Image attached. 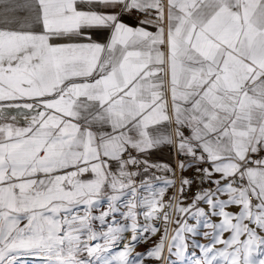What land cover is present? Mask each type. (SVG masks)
I'll return each instance as SVG.
<instances>
[{
  "label": "snow or ice",
  "instance_id": "obj_1",
  "mask_svg": "<svg viewBox=\"0 0 264 264\" xmlns=\"http://www.w3.org/2000/svg\"><path fill=\"white\" fill-rule=\"evenodd\" d=\"M108 8L155 10L157 31L127 26ZM0 11V118L4 108L34 113L26 127L0 125V264H16L22 251L44 264H113L101 254L128 230L109 223L121 203L133 243L138 231L157 232L138 226L136 209L159 219L174 181L157 190L129 168L172 171L140 158L161 144L208 164L197 172L216 185L187 207L167 205L212 229L196 264H264V157L252 158L264 151V0H167L166 28L164 0H0ZM98 27L112 30L106 45L53 43L90 40L84 29ZM162 124L175 128L163 133ZM190 183L182 179L181 194ZM232 205L238 213L225 210ZM186 232L196 226L185 222L169 245L178 256ZM166 239L165 228L146 255L160 259ZM131 247L117 264H139Z\"/></svg>",
  "mask_w": 264,
  "mask_h": 264
},
{
  "label": "rangeland",
  "instance_id": "obj_2",
  "mask_svg": "<svg viewBox=\"0 0 264 264\" xmlns=\"http://www.w3.org/2000/svg\"><path fill=\"white\" fill-rule=\"evenodd\" d=\"M102 11H106V12H115L114 8H108V9H101ZM4 14L2 11H0V15ZM9 16L11 15L10 13L8 14ZM119 17H124L123 15H121L119 13ZM95 31H99V34H93V32ZM84 32L91 37V39H87L85 37H73L71 39H64V40H54L53 43H69V42H77V43H91V42H95V43H100V44H104L106 45L111 38V28L109 27H98V28H86L84 29ZM100 34H102V39H99ZM164 187V183H161L159 185H157L155 188L158 190L159 188ZM172 189L171 185L165 188L162 200L163 203H165L166 205L169 204V199L171 198V194H172ZM221 199H227L226 195L225 196H221ZM175 200H177L175 198ZM174 200V204H180L181 206L187 207L188 205H190V203H185L182 200ZM199 207H204L206 206L208 208V206L206 204H204L203 202H201L199 205ZM101 209H105L106 206L105 205H100ZM144 208H147L146 205H141L140 207H138V211L140 213V219L137 222L138 226H142L144 224V220H143V214H142V210ZM208 211L205 212H209V208L207 209ZM228 212H231L233 214L238 213L239 212V207L232 205L229 206L225 209ZM165 213H169L170 219H171V212H169V207L167 206L166 208H164L163 210H160L158 215H159V219H153L154 221L157 222H153L151 223V225L155 226L156 228H158V231L155 232L154 234L151 232H147V233H143L140 234L139 232H137V241L136 242H132V235L133 232L130 233V238H131V242L129 244H132L131 247V251L129 253V259L133 260V259H139L138 258V254H142L143 258L139 259V264H160V259H156V258H150L148 257L146 254L149 250L153 249L157 244L160 243L161 241V237L164 236L165 234V228L167 227V225L170 226V221L165 222V220L163 219V216ZM95 214H98L95 213ZM173 224H172V229H173V237L176 235L177 230L181 227V225H183L185 222H187L189 225L191 226H196V232L195 233H184V243L187 245V247L182 251L181 255H176V248L173 247L171 248V251L169 250L168 253V257H167V262L166 264H196L197 260H201L203 259V251L200 247H198L197 245H209L211 243V235L209 236H205L204 233H211L212 229L210 228H206L203 227L202 224L198 225L197 221L190 218L189 214L186 213H178V212H174L173 214ZM169 219V220H170ZM209 219L211 220L212 223L214 224H218L220 222V220L222 219L219 216H210ZM158 220H160L161 222H159ZM159 222V223H158ZM158 223V224H157ZM245 223H247V221H245ZM132 224V223H131ZM97 227H99V222H96ZM131 225L127 226L128 230H131ZM249 227H255L254 224H249ZM258 235L260 236H264V231H261L259 229H256ZM126 234V231L120 233V238L124 237ZM230 236L229 232H225L222 235V239H227ZM172 237V238H173ZM245 237H241V239H244ZM118 239V240H119ZM94 243H103L102 239H98L96 241L92 242ZM173 239L171 244H173ZM176 243H178V241H176ZM113 245H119L118 242H115ZM112 245V246H113ZM224 246L222 244H216L215 248L220 249L223 248ZM262 250H264V245L260 246ZM124 250V247H118V248H110L108 249L107 252H104L101 254L102 257H106L108 260L113 261V264H117V257L119 255V253L121 251ZM22 253H29V252H20L17 254V260H16V264H44V258L39 256V255H27V256H18L19 254ZM82 258L85 259H89L87 257V253H83L82 254ZM94 259V258H91ZM95 264H102V261H97L95 262Z\"/></svg>",
  "mask_w": 264,
  "mask_h": 264
},
{
  "label": "crops",
  "instance_id": "obj_3",
  "mask_svg": "<svg viewBox=\"0 0 264 264\" xmlns=\"http://www.w3.org/2000/svg\"><path fill=\"white\" fill-rule=\"evenodd\" d=\"M164 4H165V24H164V26L166 28L167 0H164ZM114 10H115L116 13H120L121 15L124 16V17H119V20L121 22L125 23L127 26H130L132 28L143 27L145 30H147L149 32H152V33H155L157 31L158 21H152V23H150V24L149 23L141 24V21H148V20H133L130 17H128L125 14V12L121 13L118 8H114ZM2 15H4V14H2ZM2 15H0V16H2ZM93 34L94 35L95 34H99V31L98 32L95 31V32H93ZM102 37H103L102 34H100L99 39H102ZM25 102L31 103L32 101H17V102H11V103H25ZM4 103H9V102H4ZM40 110H43V109L41 108ZM3 113H4L3 117L0 118V125H12L14 128L26 127L28 122H29V120H30V118H31V116L34 115V113L31 110L24 109V108H4L3 109ZM13 117L15 119H13ZM160 128H161V131L163 133H170L175 128V124H172L170 126L162 124L160 126ZM185 134L187 135L188 132L185 133ZM175 153H177V154L180 153L178 151V149H177L175 144H161V145L157 146L156 148L151 149L147 153L143 154V156H141L140 158L147 159L151 164L161 165V166L167 165V166H169L172 169V171H167L163 167L149 169L148 173H143V170H141V171H139V172H141V176H139L140 181H141V179L148 178L150 183H152L154 185V187H156L157 185H159L161 183H164L165 180L173 181V173H174L175 165H178L179 162H180V161H176L174 159V154ZM133 155H138L139 156V154H137V153H133ZM176 162H177V164H176ZM115 167H116L115 162H113V169H115ZM186 167L206 168V167H209V165L206 164V163L190 162V163H188L186 165ZM179 169L180 168L178 167V170ZM153 176L159 177L160 179H153L152 178ZM213 177H215L216 179L219 178L218 174L214 175ZM140 181L137 184H139ZM173 186L174 185L172 184L171 188H173ZM174 200H175V197H173V189H172V194H171V198L169 199V203L174 204ZM101 204L105 205L107 207L106 201H102ZM164 205L165 206L163 207V209L167 207V205L165 203H164ZM204 207H206V206H204ZM148 210H149L148 207L144 208L142 210L144 224H146V223L151 224L153 222H157V221H154L153 219L152 220H148V221L145 220V213ZM127 211H128L127 208H124L123 203H121L119 205V208H118L117 212L112 217L109 218V223L111 224V226H113V227H127V226L131 225L132 220H131V223L129 225H120L117 222V220L119 218L126 217L125 214L127 213ZM206 211H208V210H206ZM136 212H137L136 221H138L140 219V213L138 211V208L136 209ZM169 212H171L170 215L172 216L173 209L169 208ZM158 221L161 222L160 220H158ZM105 230H106V227H105ZM131 232H132L131 230L126 231L125 236L116 241V242L119 243V245H113V246L111 245L109 247V249L110 248H114L115 249V248H118V247L122 248L126 244H129L131 242V238H130V233ZM138 232L140 234L144 233L142 231H138ZM29 254L31 255V253H22V254H19L18 256H27ZM32 255H35V254H32Z\"/></svg>",
  "mask_w": 264,
  "mask_h": 264
},
{
  "label": "built area",
  "instance_id": "obj_4",
  "mask_svg": "<svg viewBox=\"0 0 264 264\" xmlns=\"http://www.w3.org/2000/svg\"><path fill=\"white\" fill-rule=\"evenodd\" d=\"M125 14L133 20H150V21H157L156 20V13L155 10H149L148 12H140L138 10H132L131 12H125ZM185 133L188 132L187 129H183ZM264 157V151L254 154L252 156L253 159H259ZM174 159L176 161H183L184 162V169L178 170V165H175L174 173H173V194L176 195L177 200H182L185 203L192 204L193 198L202 190L204 189H214L216 187L215 184L211 183L210 181L201 182V173L197 172V168L186 167V165L190 162H197L194 161L193 158L189 155H182L181 153H175ZM177 164V162H176ZM129 170L131 171H141L143 170V166L140 168H132L130 166ZM187 178L191 181L190 185H185L183 193L181 194V181L182 179ZM215 180V177H212ZM140 181L139 177L136 178V183ZM126 208V207H124ZM205 211L207 210L206 207H203ZM118 224L120 225H129L131 223L130 219L126 217L119 218L117 220Z\"/></svg>",
  "mask_w": 264,
  "mask_h": 264
},
{
  "label": "bare ground",
  "instance_id": "obj_5",
  "mask_svg": "<svg viewBox=\"0 0 264 264\" xmlns=\"http://www.w3.org/2000/svg\"><path fill=\"white\" fill-rule=\"evenodd\" d=\"M173 197H176V195L173 194ZM176 201V200H175ZM175 212V209H173V213H172V216H171V219L169 220L170 221V226L167 225L166 229H167V239L165 240V243H164V249H163V252L161 254V259H160V264H166L167 262V257H168V253H169V245H171V242H172V237H173V229H172V222H173V214ZM165 235V234H164Z\"/></svg>",
  "mask_w": 264,
  "mask_h": 264
}]
</instances>
